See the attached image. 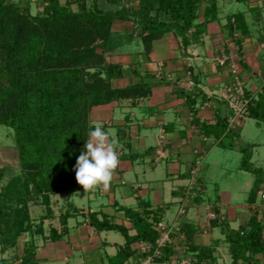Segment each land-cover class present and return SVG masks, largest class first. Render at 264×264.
I'll use <instances>...</instances> for the list:
<instances>
[{
	"label": "crops",
	"instance_id": "1",
	"mask_svg": "<svg viewBox=\"0 0 264 264\" xmlns=\"http://www.w3.org/2000/svg\"><path fill=\"white\" fill-rule=\"evenodd\" d=\"M27 2L33 9L42 6L43 0ZM209 7V3L203 4L197 20V24L206 23L204 34L188 46L171 33L154 42L149 54L141 42L134 41L115 55L119 62L112 57V63L121 64L124 70L122 78L114 79V87L126 89L141 80L149 95L122 98L95 109V123L115 131L120 153L107 191L97 188L86 192L91 199L87 208L73 201L84 190L52 196L51 208L42 202L30 205L32 220L36 224L43 221V232L28 235L37 247V264H139L147 257L143 246L150 244L130 241L137 236L133 213L146 216L154 228L163 222L172 229L168 248L174 254L167 259L165 248L161 249L164 259L156 258L155 264H175L186 258L197 263L199 252H191L192 247L213 251L215 264H232L229 248L226 251L221 244H227L223 230H239L248 221L245 198L255 177L240 163V172L230 179V170L218 156L231 153L240 162L241 149L251 147V166L264 169V163H255L259 150L264 151V122L238 120L240 135L231 141L226 136L221 141L209 136L204 127L229 125L233 113L220 91L231 82L232 63L239 67L247 97L264 100V0H217L216 9ZM222 58H227L226 65L220 64ZM225 142L232 148H224ZM14 145L0 147V159L7 163L0 168V191L9 178L6 171L20 172L16 142ZM196 149L204 153V161L196 174L200 191L192 198L186 192L197 160ZM11 159L19 165H12ZM216 172L228 181L227 186L213 181ZM258 196L263 199L264 191ZM183 199L188 201L187 213L180 216ZM212 211L224 217V227L209 223ZM91 214L97 215L99 222L118 228L98 229ZM219 227L222 239L215 237ZM222 252L225 257L228 254L230 262L227 257L221 261Z\"/></svg>",
	"mask_w": 264,
	"mask_h": 264
},
{
	"label": "trees",
	"instance_id": "2",
	"mask_svg": "<svg viewBox=\"0 0 264 264\" xmlns=\"http://www.w3.org/2000/svg\"><path fill=\"white\" fill-rule=\"evenodd\" d=\"M126 1L66 0L64 5L61 0H43L46 15L33 16L30 3L19 6L0 0V126L13 130L20 156V172H11L0 191V244L43 232V221L36 224L30 216L31 204L42 202L51 208L52 196L83 191L75 179L81 152L73 150H84L88 133L94 130L89 123L93 110L122 98L149 95L141 80L116 89L113 81L122 78L124 70L109 60L134 41L141 42L149 54L154 42L171 33L188 46L205 32L206 23L197 24L203 4L209 3L213 11L217 3L139 0V7H134ZM73 4L78 6L77 12L72 11ZM128 23L135 27L133 33L116 31V25ZM93 70L96 72L91 73ZM247 118L264 122L263 99L252 102ZM204 129L220 141L225 136L231 141L241 131V127L230 129L226 122ZM222 145L232 148L231 143ZM250 150L241 149L242 169L255 177L247 201L250 217L239 230H223L232 264H264V208L258 205L264 169L251 166ZM131 216L137 236L130 241L147 242L150 250L146 256L153 255L160 234L146 216ZM91 219L98 229L118 228L99 222L97 215L91 214ZM223 224L214 221V225ZM168 247L163 250L167 259L174 254ZM36 251L34 242L28 241L22 264H37ZM190 251L199 252L196 264H215L210 249L192 247Z\"/></svg>",
	"mask_w": 264,
	"mask_h": 264
},
{
	"label": "rangeland",
	"instance_id": "3",
	"mask_svg": "<svg viewBox=\"0 0 264 264\" xmlns=\"http://www.w3.org/2000/svg\"><path fill=\"white\" fill-rule=\"evenodd\" d=\"M7 1H9L10 3H12L14 5H19V6H20V3H23V4L30 3V2H27V0H7ZM61 2L65 5L66 0H61ZM126 2L128 3L129 6L139 7V0H128ZM44 6H46V4L44 5L42 3V6L37 5V6H35V8L33 7V9H31L33 16H35L37 14L39 16L46 15L45 12H44ZM71 9H72V11L77 12L78 6L76 4H73ZM115 29L117 31L124 29L123 30L124 32L133 33L135 27L131 23H128V25H126V26L125 25H121V24L120 25H116ZM113 58L115 59L116 62L120 61V59H118L117 56H115ZM113 58H111L109 61L114 62ZM123 61H121V62H123ZM94 72H96V70L91 71V73H94ZM99 106H103V105H99ZM99 106H97V107H99ZM97 107L95 109H97ZM95 109L93 110V112L91 113L90 118H89V120H90L89 123H90V126H92V127L94 126V123H95L94 120L96 119V114H98V111L95 110ZM94 113H96V114H94ZM10 134H11V136H10ZM14 144H15V137H14L13 130H11V129L7 128V127H4V126H0V147H13V146H15ZM82 151H84L83 147H81V148L77 147V148H75L73 150V152H75V153L82 152ZM250 151L253 154V150H250ZM222 154H224V156ZM222 154L218 156L219 157V162H223L224 161V167H226V169L230 170L229 171V175H227V176H229V178L231 179V178L235 177L238 174L237 172H240L239 171V164L240 163L243 164V162H242L243 160H241L239 162V160H237V158H235L236 156L231 154V153H229L228 155H226L227 153H222ZM242 157H244V154L242 155ZM242 159H244V158H242ZM262 160H264V151L263 150H259L258 155H256V157H255V161H256L255 163L257 165H261V163H264V162H262ZM11 161H12V159H11ZM12 162H10L12 165L13 164L15 166L19 165L18 164V160H16V163H14V162L12 163ZM4 163L7 164L6 161L3 162L0 159V168L3 167ZM10 173H11L10 171L9 172L6 171V174H7L6 176L9 177ZM225 177H226V175H225ZM248 178H250V177L248 176ZM212 179L216 183H221L222 186H224V185L227 186L228 185V181H226V179H222V176L219 175L218 172H216L214 175H212ZM209 187H210V185H209ZM223 188L225 189V187H223ZM261 189H262V191H264V185L262 186ZM210 191H211V194H210L211 198H214L213 189H210ZM250 192H251V190L248 193L250 194ZM197 194H199V192H197L196 195ZM249 194L246 195L245 199L249 198ZM241 197L242 196H239V198H241ZM262 198L263 199L259 198V196H258L259 207H260V209L263 210V208H264V197L262 196ZM89 200H91L90 196L86 192L80 193L79 195L73 197V201H74V203L76 205H79L80 203H84L85 208L89 207ZM246 203L247 202H245V204ZM244 209H245L244 213H247V215L250 217V211L248 210V208H244ZM204 216H206L205 213H204ZM209 223H214V221L209 219ZM215 237L218 238V239H222V231H221L220 227L217 228V230H215ZM28 241H30L28 239V235L27 236L23 235L21 238H19L16 241V243H9L7 245L0 244V264H18L20 262V260H21V256L23 255L24 247L28 243ZM171 241H172V238H171ZM221 244L224 245V247H225V249L227 251V248H226V247H228L227 244L225 242H222ZM169 245H171V243ZM224 255H225V252H222L221 253V261L222 262L226 261V257H227L228 262H230V258L228 256V254H227L226 257ZM262 262L264 263V257L262 258ZM174 263L178 264V261H174Z\"/></svg>",
	"mask_w": 264,
	"mask_h": 264
},
{
	"label": "built area",
	"instance_id": "4",
	"mask_svg": "<svg viewBox=\"0 0 264 264\" xmlns=\"http://www.w3.org/2000/svg\"><path fill=\"white\" fill-rule=\"evenodd\" d=\"M226 62L227 58H222L220 60L221 65H226ZM230 71L232 74L231 82L220 91V95L233 113L232 117L229 119V128L233 129L241 127V124H237L238 120L241 121L247 119L248 109L254 100L248 98L246 95L245 86L240 78L239 67L236 63L231 64ZM195 155L197 157V160L195 162V167L192 170V177L186 192L188 195L192 196V198H194L195 194L200 191L196 185L198 181L196 178V174L201 169L204 161V153L201 150L196 149ZM180 203L181 205L179 209V215L183 216L187 213L188 201L187 199H183ZM209 219H211L212 221H224L223 216H218L213 211L209 214ZM155 229L160 234V238L157 242L158 249L153 255H149L145 259L141 260L139 264H155V259L161 258V249L166 247L168 244L172 243V229L166 228V225L163 222L157 223ZM149 250V245L143 246L144 253H147ZM178 264H196V262L194 263L193 260L186 258L179 261Z\"/></svg>",
	"mask_w": 264,
	"mask_h": 264
},
{
	"label": "clouds",
	"instance_id": "5",
	"mask_svg": "<svg viewBox=\"0 0 264 264\" xmlns=\"http://www.w3.org/2000/svg\"><path fill=\"white\" fill-rule=\"evenodd\" d=\"M88 133L84 151L75 165V179L85 192L110 188L115 170L119 166L118 140L113 129L105 130L101 123H95Z\"/></svg>",
	"mask_w": 264,
	"mask_h": 264
}]
</instances>
